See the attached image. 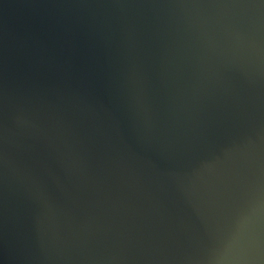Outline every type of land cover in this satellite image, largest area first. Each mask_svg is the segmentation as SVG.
Masks as SVG:
<instances>
[{
    "label": "water",
    "instance_id": "1",
    "mask_svg": "<svg viewBox=\"0 0 264 264\" xmlns=\"http://www.w3.org/2000/svg\"><path fill=\"white\" fill-rule=\"evenodd\" d=\"M0 264H264V0H0Z\"/></svg>",
    "mask_w": 264,
    "mask_h": 264
}]
</instances>
